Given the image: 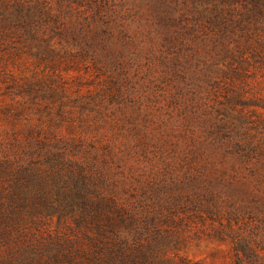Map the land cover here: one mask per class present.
I'll return each mask as SVG.
<instances>
[{
    "label": "rangeland",
    "instance_id": "rangeland-1",
    "mask_svg": "<svg viewBox=\"0 0 264 264\" xmlns=\"http://www.w3.org/2000/svg\"><path fill=\"white\" fill-rule=\"evenodd\" d=\"M57 1L49 0L55 10ZM121 2L126 8L110 28L114 42L129 46L109 67L83 58L84 44L61 37L53 23L34 40L0 42V204H18L22 192L10 195L26 172L38 177L30 197L43 199L35 204L63 211L61 204L102 197L106 204H246L235 229L262 252L264 55L250 51L241 64L208 70L194 64L205 52L190 43L199 32H189L188 14L184 23L159 7L162 0ZM196 214L183 216L179 255L233 264L229 238L215 237L219 223ZM77 222L55 215L22 241L65 246L86 233Z\"/></svg>",
    "mask_w": 264,
    "mask_h": 264
},
{
    "label": "trees",
    "instance_id": "trees-1",
    "mask_svg": "<svg viewBox=\"0 0 264 264\" xmlns=\"http://www.w3.org/2000/svg\"><path fill=\"white\" fill-rule=\"evenodd\" d=\"M162 2L160 8L180 15L184 23L188 14L193 25L189 32H199L190 43L203 47L205 54L204 60H194V64L208 70L226 62L233 67L245 61L250 51L255 58L264 55V0ZM57 5L55 10L49 0H0V42H22L26 35L34 40L40 28L53 23L61 37L84 44L83 58L106 67L116 64L129 42H114L110 26L126 4L121 0H58ZM202 72L207 76L205 67ZM0 171L5 174L6 168ZM82 173L87 178V171ZM24 177V184L20 177L15 179L10 195L17 200L22 192L21 203L0 204V264H199L179 255L181 232L186 225L183 216H196L198 210L205 211L213 223L221 226L214 230L215 237L229 238L235 254L233 264H264L261 246L253 237L235 229L239 213L248 207L246 204H118L115 199L106 204L102 197L95 200L96 204L88 198H83V204H61L66 210L63 211L55 204H35L42 198L39 194L30 197L38 177L30 172ZM38 186L44 189V185ZM55 215L60 221L78 220V227L86 228V233L65 246L53 243L40 249L22 241L29 232L41 229L42 220Z\"/></svg>",
    "mask_w": 264,
    "mask_h": 264
}]
</instances>
